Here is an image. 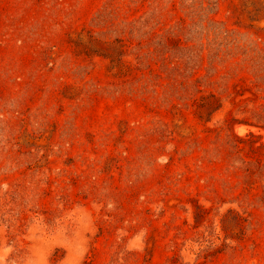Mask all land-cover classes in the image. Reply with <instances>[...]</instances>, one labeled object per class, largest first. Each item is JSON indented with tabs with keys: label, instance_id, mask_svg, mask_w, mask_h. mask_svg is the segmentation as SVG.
Listing matches in <instances>:
<instances>
[{
	"label": "rangeland",
	"instance_id": "obj_1",
	"mask_svg": "<svg viewBox=\"0 0 264 264\" xmlns=\"http://www.w3.org/2000/svg\"><path fill=\"white\" fill-rule=\"evenodd\" d=\"M0 264H264V0H0Z\"/></svg>",
	"mask_w": 264,
	"mask_h": 264
}]
</instances>
